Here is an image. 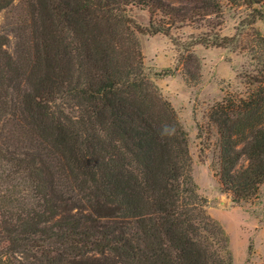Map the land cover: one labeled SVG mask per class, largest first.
<instances>
[{"label":"trees","instance_id":"trees-1","mask_svg":"<svg viewBox=\"0 0 264 264\" xmlns=\"http://www.w3.org/2000/svg\"><path fill=\"white\" fill-rule=\"evenodd\" d=\"M14 2L0 0V14ZM194 2L27 0L8 30L14 54L0 33V264H226L228 237L205 210L186 132L145 74L126 10L149 6L152 34H167L220 12L218 0ZM250 84L211 113L220 181L238 203L264 185V65Z\"/></svg>","mask_w":264,"mask_h":264},{"label":"rangeland","instance_id":"rangeland-1","mask_svg":"<svg viewBox=\"0 0 264 264\" xmlns=\"http://www.w3.org/2000/svg\"><path fill=\"white\" fill-rule=\"evenodd\" d=\"M163 1L175 6L196 4L195 0ZM218 1V14L194 15V21L178 23L167 34H152L149 6L133 4L126 10L137 26L145 74L171 104L186 132L191 175L205 210L228 237L226 264H264V185L257 198L239 203L224 191L221 136L211 118L212 109L225 98L246 97L253 89L250 82L264 65V3L250 8L242 2ZM26 2L15 0L0 14V33L10 37L11 54L18 39L8 30L24 18ZM254 9L263 14L262 19H256ZM156 19V26L169 22L161 13Z\"/></svg>","mask_w":264,"mask_h":264}]
</instances>
